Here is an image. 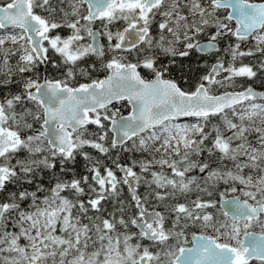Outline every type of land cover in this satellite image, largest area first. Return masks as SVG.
Wrapping results in <instances>:
<instances>
[{
	"label": "snow or ice",
	"instance_id": "6c2138e0",
	"mask_svg": "<svg viewBox=\"0 0 264 264\" xmlns=\"http://www.w3.org/2000/svg\"><path fill=\"white\" fill-rule=\"evenodd\" d=\"M58 2H67L71 10L54 7L51 0H0V30L13 29L0 36V75L4 77L0 85L15 83L9 59L17 52L20 55L15 71L21 74L46 63L50 50L66 65H75L89 52L102 55L91 44L85 47L77 43L83 39L82 32L93 38L98 35L90 27L97 20L106 30L124 21L126 26L116 33L114 45L112 33L104 32L109 47L115 50L138 49L141 44L151 48L155 44L175 55L172 45L182 41L185 50L179 55L188 56L193 48L202 53L219 51L218 38L230 34L237 41L251 38L256 42L255 51L264 54V3L207 0L206 7L202 0H186V16L179 10L180 0ZM85 5L86 11H82ZM221 9L227 11L223 19L217 15ZM57 12L61 14L59 19ZM158 14L163 19L158 22L160 38L154 42L150 26ZM233 19L235 29L230 26ZM60 28L70 29L72 34L67 38L53 34ZM202 33L208 36V42L193 43ZM8 44L12 47H6ZM230 53L233 62L237 57L254 55L252 49L241 51L239 43ZM154 65L152 58L143 61L142 66L154 74L152 79H145L137 71L140 63H125L123 58L113 56L105 65V79L72 86L69 78L74 72L70 67L65 79L45 78L40 82L39 77H21L22 91L0 99V264H250L253 260L264 264V93L248 87L217 95L212 88L232 87L235 78L251 79L256 72L248 65L234 67L229 63L225 67L218 59L193 91H185L174 80L164 78L166 68ZM260 67L264 69V61ZM221 72L228 75L217 79ZM113 101H127L132 111L119 119L116 112L109 115L108 106ZM28 103L35 110L26 107ZM18 106L22 111L17 112ZM180 117H195L200 123H174ZM212 117L221 121L220 126H213L214 136L205 131ZM102 121L112 123V148L132 140L138 150L159 154V159L153 155L151 161H140L141 172H149L154 162L162 169L166 166L171 178L163 171H151V181H144L151 190L141 197L136 190L141 176L133 170L136 162L130 167L116 163L122 178L107 166L102 173L98 160L89 168L90 176L66 181L56 175L52 170L57 158L63 172V165L74 161L77 154L92 159L83 151L85 146L101 154L109 152L101 143L107 132L96 140L86 138V126L104 129ZM34 123H39V128H34ZM24 130L28 133L22 135ZM21 152L26 153L23 158L18 157ZM203 152L209 158L218 153L219 162L231 161L234 168H213L209 160L192 159ZM245 169L253 174L245 175ZM38 170L52 172L55 183L48 189L37 185L30 191L25 185L33 184ZM194 170L202 174L199 179L188 175ZM221 182L240 196L224 201L222 194L219 209L214 199L204 200L200 195L187 204L178 202V197L187 199L194 191L212 197ZM9 185L15 190L10 191ZM120 185L129 186L131 205L136 210L127 219ZM39 192L49 194L41 199ZM64 192L74 199L61 195ZM153 198L158 203L177 201L171 205V227H166L161 212L146 211L145 205ZM110 199L120 205L118 221L115 213L109 214L112 219L100 215L105 211L102 201ZM26 201L30 203L24 208ZM74 208L89 223H82ZM90 210L96 215L89 216ZM129 224L139 229L138 234L127 231ZM118 225L126 231L120 233ZM254 227L260 228L259 234L250 231ZM189 228L198 232H191V246L187 247ZM134 237L137 242L131 243ZM143 240L149 244L145 246Z\"/></svg>",
	"mask_w": 264,
	"mask_h": 264
},
{
	"label": "trees",
	"instance_id": "16d2710c",
	"mask_svg": "<svg viewBox=\"0 0 264 264\" xmlns=\"http://www.w3.org/2000/svg\"><path fill=\"white\" fill-rule=\"evenodd\" d=\"M204 5L207 7V0H204ZM252 1H262V0H252ZM54 4L59 3L58 0H52ZM183 5L181 4V12L188 16L189 13L187 11V8L184 7V4L186 3V0H182ZM66 4H68L66 2ZM217 15L220 17V19H223L224 16H226V11L224 9H221L218 11ZM163 17H161L159 14L155 16L153 19L152 25H151V31L155 33L156 27L155 25L161 21ZM227 23V21H225ZM230 26L234 28V23L231 22ZM13 29H6V30H0V36L5 35L6 33L12 32ZM15 31H19V29H16ZM208 32H214L215 29H207ZM152 33V34H153ZM208 40V36L205 34H200L197 36L193 43H197L200 41ZM239 43L240 44V50L247 52L249 49H252L254 52V55L251 56H244V57H237V59L233 62L230 49L234 48L235 45ZM218 44H219V51H215L214 53L210 54H200L198 53L195 48L189 50L188 56H180L179 52L185 50L183 42L175 43L172 45V47L176 50V54L173 55L172 53H168L165 51L163 52V57H160L157 59V62H160L158 64V69H167L166 72H164V76L167 78H170L177 82V84L185 91H193L198 83L201 82V77L207 74L209 71L212 63L216 60L223 61L225 67L229 65V63H232L234 67H240L241 65H248L253 68V70L256 72V76L249 79L247 77H237L235 78V85L232 87H229V90H239L243 89L247 86H252L257 89H264V69L260 67L261 62L264 61V54H261L258 51H255V44L254 40L249 38L245 41H237L233 36L230 34L222 36L218 38ZM6 47H12L10 44L6 45ZM20 53L17 52L16 55L12 56L9 59V65L13 68V75L11 79L15 81V83L8 84L6 86L0 85V99L3 97H9L14 94H18L20 91H22V80L21 77L27 79V78H36L39 77L41 79V76L43 74V68L45 67L43 64H38L36 68L33 69L32 72L27 73H19L18 71H15L17 62L19 60ZM160 54H157L158 56ZM221 56V57H220ZM105 55H102L101 57H95L92 54H87L85 57L81 58L76 62L75 65H72L71 68H73L74 77L69 78V83L71 84H78L81 82H90L93 80H99L102 78L105 73L106 69L104 66V60L103 58ZM3 61V55L0 54V68L3 67L2 64ZM60 64V63H59ZM51 76H56L57 74L53 71ZM49 75V74H48ZM50 76V75H49ZM224 76L223 73L217 78ZM4 77L0 75V80H3ZM59 79H65V77L59 78ZM26 107H28L26 105ZM239 109V106L237 107ZM109 109L112 110V112H116L117 116L123 115L128 111V106L125 102H118L116 105L110 106ZM22 111V109L18 106L17 112ZM112 112H109V115H111ZM229 117L231 118V113L229 112ZM104 124V129H100L98 126L89 125L86 132V138L91 140H96L97 136L99 134H103L104 132H107L106 124L108 121H102ZM174 123L183 124V125H192L196 123H200V121L197 118H191L186 121H174ZM39 123H35V126L37 127ZM221 121L218 117H212L210 118V121L205 126V131L212 132L213 126H220ZM25 133H28V131L22 132V135ZM212 135L214 136L215 133L212 132ZM255 134H253L254 137ZM253 137H250V139H253ZM253 139V143H254ZM106 147L109 148V152L107 154H101L97 150L85 146L83 149L84 152H87L89 156L92 158L90 161L85 160L82 155L77 154L74 161H68L63 165V168L65 171L61 172V163L59 158L55 161V168L52 170L56 173V175L60 176L63 180L70 181L71 179L80 178L82 176H90L89 168L92 167V164L95 163L97 160L99 161V165H105L109 164L111 166L115 165L116 163H123L129 165L128 157H126L128 154H131L133 158L135 159H144V161H151L153 160V155H155L156 159H159V154H153L149 152H144L141 150H138V148H131L127 153L123 151L120 147H111V141L110 137L108 136L107 132V138L105 141H102ZM210 146V142H206ZM130 144V142H129ZM128 144V145H129ZM157 146H159V142L157 143ZM116 152V154H114ZM26 153L21 152L18 154L19 158H23ZM218 153L214 154L211 158L208 157L207 152L201 153L199 157L193 156L192 159L194 160H209L213 168L221 167V168H229L233 169V163L231 161H223L219 162L217 160ZM243 160V158H241ZM12 163H15V160L12 161ZM192 176H196L197 178L201 177L202 174L199 173L198 170H194L191 172ZM244 174H253L249 169L244 170ZM55 183L54 179H52V172H49L48 170H38V174L33 182L32 185H25L30 191H35L36 186L40 185L41 187L48 189L49 187L53 186ZM201 183L203 181L201 180ZM86 187V186H85ZM120 199L125 201V208L128 210V215L125 216V219L128 218V216L135 213V207L134 205H131V195L128 192L125 185H120ZM8 189L10 191L15 190L14 186L9 185ZM229 191L228 186H226L223 182L219 183L217 185L216 190L213 192L212 197H208L207 194H200L202 199L208 200V199H214L216 200L220 195L226 194V192ZM142 191L139 189L138 185V193L143 197ZM49 193L47 192H39L38 196L41 197V199ZM61 195L69 196L67 192L61 193ZM198 194H195V191L189 194V197L185 199L184 197H178L179 203H190L191 200L196 199ZM70 199H74V197L69 196ZM86 200V197L83 198ZM177 201L174 200H167L166 202H159L156 203L155 199H151L145 206L147 208H154L163 213V215L166 217L167 222H172V216H171V205L175 204ZM30 201H26L22 204V207L27 208ZM103 208L105 211L101 213L105 218L112 219V217L109 215L110 213H115V219L118 221L121 218V213L119 212L120 205L116 203L114 200L110 199L107 201H102ZM218 209V206H217ZM74 214L81 215V222L82 223H89L88 219L83 216L82 213L78 212V208H74L73 210ZM219 215L220 213L217 212ZM89 216L96 215V213L92 212L91 210L88 213ZM169 216V219L167 218ZM169 224V223H167ZM118 229L120 233H123L126 231L122 226L118 225ZM11 230V229H9ZM127 231L138 234V232L135 230L133 226L129 224V227ZM197 231V229L190 228L187 230V232ZM190 238V237H189ZM189 241V239H188ZM137 239L134 237V239L131 241V243H136ZM24 241H21V244H23ZM141 243H145V241H141ZM92 248L90 246L89 251H91ZM250 264H259V262H250Z\"/></svg>",
	"mask_w": 264,
	"mask_h": 264
},
{
	"label": "rangeland",
	"instance_id": "374dc122",
	"mask_svg": "<svg viewBox=\"0 0 264 264\" xmlns=\"http://www.w3.org/2000/svg\"><path fill=\"white\" fill-rule=\"evenodd\" d=\"M51 2H52V0H51ZM203 2H205L204 0H203ZM180 4H182L183 5V2H182V0H180ZM68 6H69V4H68ZM70 9V8H69ZM71 10V9H70ZM70 10H68V11H70ZM163 10V9H162ZM179 10H181V8L179 9ZM83 23V22H82ZM90 27L91 28H93L92 27V25H90ZM101 27L103 28V30H101L102 31V34L104 35V32L105 31H108V28H107V30L106 29H104V27L101 25ZM109 27V26H108ZM155 27H156V30H155V33H153L152 35H150L151 37H152V39H153V41L155 42V41H158L159 40V38H160V30H159V27H158V23L155 25ZM68 33V34H67ZM53 34H58V35H61L62 37H64V38H67L69 35H71L72 34V32H71V30H65L64 29V31H60L59 32V30L58 31H56V32H54ZM81 35H82V37H83V39H81L80 41H78L77 43L79 44V45H81V46H87V45H89V35L87 34V32H82L81 33ZM105 36H107V35H105ZM165 36L168 38V39H171V36H170V34H167V33H165ZM107 39H108V37H107ZM255 42V41H254ZM144 48H145V50H146V54H145V52H138V53H134V54H132V55H130V57H131V59L132 60H135V61H137L138 63H140L141 65L143 64V61L146 59V58H152V59H154V61H155V67L156 68H158V64L160 63V62H157V59L158 58H160V57H163L164 55H163V52L162 51H164L161 47H159V46H156L155 44H154V46L153 47H151V48H149L147 45H144ZM48 54H50V56H51V59H53V60H56L57 62H63L62 61V58L58 55V54H56L55 52H53V51H49L48 52ZM157 54H160V55H158V56H156ZM104 55H113V56H116L114 53H110V50H106L105 52H104ZM86 56V55H85ZM84 56V57H85ZM221 57V56H220ZM66 65V64H65ZM66 66H68L67 67V69H69V66H71V65H66ZM143 67V66H142ZM144 68V67H143ZM145 71L148 73V74H150V73H152L150 70H148V69H146L145 68ZM223 73V75L224 76H226V75H228V73H225V72H222ZM221 74V73H220ZM224 76H221V77H219V78H217V79H223V77ZM234 85H235V83H234ZM212 88H213V91H214V94H219V93H222V92H224V91H230L229 90V87L228 88H223V87H219L218 85H213L212 86ZM116 105V104H115ZM27 106H28V108H32L33 110H35L34 109V106L31 104V103H28L27 104ZM109 108V107H108ZM110 111L109 112H112V110L111 109H109ZM29 122H31V121H29ZM106 127H108V125L106 124ZM34 128H37L36 126H35V123H34ZM24 131H28V130H24ZM107 132H108V129H107ZM108 136L110 137V133L108 132ZM130 142V144L128 145V144H126V145H123V146H121L120 148H122L123 149V151L125 152V153H127L131 148H135L134 146H133V141L131 140V141H129ZM136 143L138 144V139L136 140ZM114 154H116V152H114ZM117 155V154H116ZM126 157H128V161H129V167L130 166H132L133 165V163L134 162H136V167H134L133 168V170L138 174V175H140L141 176V181H140V183H139V189L142 191L141 193L143 194V196L147 193V192H149L151 189L148 187V185L147 184H145V180H148V181H151V179H152V177H151V174H150V172L151 171H156V172H160V171H163L166 175H168L170 178H171V171L169 170V169H167V167L165 166L163 169L161 168V166L159 165V164H156V163H154L153 162V164H152V166H151V168H150V171L149 172H147V173H143V172H141V170H140V167H139V162L140 161H144V159H135V158H133L132 157V155L131 154H128ZM119 163V162H118ZM116 165V164H115ZM115 165H113V166H111V165H109V164H105V165H100L99 166V168H100V170H101V172L103 173V170H104V167L105 166H107L108 168H111V169H113V171H115L116 172V174H117V176L118 177H120V175L117 173V168L115 167ZM188 175H190V176H192V173H189ZM200 178V177H199ZM198 178V179H199ZM226 185V184H225ZM227 186V185H226ZM153 188H154V185H153ZM195 194H198V195H200V194H204L205 195V193H197V192H195ZM224 195H226V196H228V195H237V196H240V193L239 192H237V193H232L230 190L229 191H227L226 192V194H224ZM241 198H243V197H241ZM216 201V200H215ZM155 202L156 203H158L156 200H155ZM159 204V203H158ZM208 211H214L213 209H208ZM171 216H172V221H173V219H174V216L171 214ZM168 219H169V216L167 217ZM167 223H169V224H167ZM165 224H166V227H171V225H172V222H167V220H166V222H165ZM190 229V228H189ZM250 231H259L260 232V228L259 227H254V228H252V229H250ZM189 237H191V232H188V236H187V239H189ZM145 246H147L148 244H145V243H143ZM189 244V243H188ZM187 244V245H188ZM151 250H153V251H155L156 249H151Z\"/></svg>",
	"mask_w": 264,
	"mask_h": 264
},
{
	"label": "flooded vegetation",
	"instance_id": "af4514ba",
	"mask_svg": "<svg viewBox=\"0 0 264 264\" xmlns=\"http://www.w3.org/2000/svg\"><path fill=\"white\" fill-rule=\"evenodd\" d=\"M53 6L54 7H57V8H60V7H63L65 8L66 10H70V6H68V4H63V5H60L59 3H56L54 4L53 3ZM36 12H38L39 14L41 15H44V16H47L48 13L47 12H44L43 10L41 9H36L35 10ZM82 11H84V8L82 9ZM61 16V14L59 12L56 13V18L59 19ZM101 22L100 21H95L93 24H92V29H94L97 33H98V40H99V45H100V48H101V52H102V55H104V52L106 50H110V53H114L117 58H123V61L124 62H127L129 60H132L130 55L134 54V53H138V52H145L146 54V50L144 48V44H141L140 46H138V49H131V50H115V49H111L109 47V40L107 39V36L103 35L102 34V31L103 28L101 27ZM125 23L124 21H117L116 23L114 24H111L109 25L108 27V31H110L112 33V36H113V39L111 41V43L114 45L117 41H116V33L117 32H120V31H123V28L125 27ZM65 30H68L67 28H60V29H57V30H54V32L58 31H64ZM70 30V29H69ZM68 34V33H67ZM89 44H90V36H89ZM101 56V55H100ZM107 56H111V55H106L103 60L107 57ZM48 61H47V64L45 65L44 67V70H45V76L48 77V74L50 75V77L52 78H56V79H59V78H62V77H65V73L68 71L66 65L64 64H59L56 60H53L51 59V56L50 54H48ZM111 60L112 58H107V60ZM131 62V61H130ZM54 65H57V66H54ZM144 70L142 65L140 67H138L137 71H139L141 73V71ZM50 71H53L55 72L57 75L56 76H51L52 72ZM51 73V74H50ZM146 78L150 77L151 75L148 73H146ZM74 77V74L71 78ZM145 78V79H146Z\"/></svg>",
	"mask_w": 264,
	"mask_h": 264
},
{
	"label": "water",
	"instance_id": "95a60500",
	"mask_svg": "<svg viewBox=\"0 0 264 264\" xmlns=\"http://www.w3.org/2000/svg\"><path fill=\"white\" fill-rule=\"evenodd\" d=\"M255 3H264V1H262V2H255ZM233 21L236 23V21H235V19H233ZM94 33H96V32H94ZM207 42H202V43H199V44H201V45H205ZM91 45H93L95 48H97V50H98V40H97V37L95 36V38H93L92 37V42H91ZM212 52V51H211ZM96 53V52H95ZM203 53H208V52H203ZM97 54V53H96ZM216 64V63H215ZM212 67H213V65H212ZM212 67H211V70L209 71V73L212 71ZM208 73V74H209ZM103 79H105V78H103ZM44 81V79L42 80V82ZM252 88V87H251ZM255 92H257V93H264V91H260V90H256V89H254V88H252ZM114 102H116V101H113V103ZM132 111V107H131V105H130V112ZM130 112L128 113V114H126V115H123V116H128L129 114H130ZM184 118H188V117H180V118H178V119H184ZM117 119H119V117H117ZM112 128V123H111V121H110V124H109V129H111ZM110 133L112 134V138H113V135H114V133L112 132V131H110ZM112 138H111V141H112ZM117 139H119V137H117ZM127 142V141H126ZM117 146H120V144H118ZM126 167V166H125ZM120 172V171H119ZM121 174H122V177H123V173L122 172H120ZM127 186V188H128V190H129V186L128 185H126ZM233 199V197H227V198H224L223 197V200L224 201H231ZM219 205H220V207H221V197H220V199H219ZM147 212H152V211H155V210H146ZM138 231H139V229L138 228H136ZM259 234V233H258ZM246 240H247V238H245Z\"/></svg>",
	"mask_w": 264,
	"mask_h": 264
}]
</instances>
